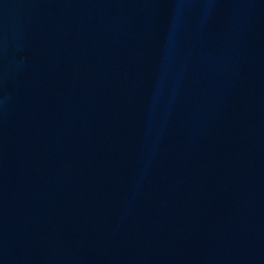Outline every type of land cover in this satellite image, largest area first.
Returning <instances> with one entry per match:
<instances>
[{"label": "water", "instance_id": "1", "mask_svg": "<svg viewBox=\"0 0 264 264\" xmlns=\"http://www.w3.org/2000/svg\"><path fill=\"white\" fill-rule=\"evenodd\" d=\"M0 264H264V0H0Z\"/></svg>", "mask_w": 264, "mask_h": 264}]
</instances>
